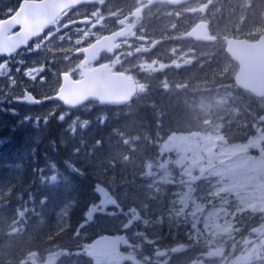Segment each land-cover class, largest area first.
<instances>
[{
    "label": "trees",
    "instance_id": "1",
    "mask_svg": "<svg viewBox=\"0 0 264 264\" xmlns=\"http://www.w3.org/2000/svg\"><path fill=\"white\" fill-rule=\"evenodd\" d=\"M223 6L245 21L260 23L258 32L242 35L256 39L264 32V21L257 18L262 16L264 0H223ZM225 56L237 65L227 52ZM234 71L229 67L219 83H205L202 88L197 83L175 87L180 79L171 76L172 85L163 87L147 74L146 88L124 106L77 108L89 123L75 131L68 127L67 119L50 115L35 123L4 110L9 105L0 102V264H27L29 257L62 247L68 253L55 264H96L91 254L78 249L104 232H125L128 245L122 246V251L135 254L146 264H222L216 257L200 260L206 246L213 243L196 226L188 222L175 228L162 219L175 203L174 195L183 192L186 185L176 176L179 166L173 160L174 152L169 151L171 156L166 158L168 152H162V145L172 133L206 132L213 124H220L228 143L247 141L256 133L264 124L257 119L264 113V98L237 87ZM34 108L21 110L28 114ZM161 159L167 160L171 179L168 171L160 170L161 177L147 175L148 165ZM52 174L57 178L51 180ZM128 179L129 184H124ZM190 184L194 199L212 202L208 198L219 200L224 195L215 192L220 187L216 176L199 177ZM104 188L114 192L123 209L134 206L139 216L132 218L114 209L111 214H102L108 218L105 224L82 225L91 205L101 201ZM135 195L139 200L133 202ZM233 220L242 238L254 234L252 229L263 223L264 214L240 208ZM179 241L184 246L172 251ZM241 249L245 247L237 242L230 255ZM160 250L165 253L156 254ZM149 258L159 261L153 263ZM247 264H264V247Z\"/></svg>",
    "mask_w": 264,
    "mask_h": 264
},
{
    "label": "rangeland",
    "instance_id": "2",
    "mask_svg": "<svg viewBox=\"0 0 264 264\" xmlns=\"http://www.w3.org/2000/svg\"><path fill=\"white\" fill-rule=\"evenodd\" d=\"M10 2L11 0H0V10L8 12L7 8ZM212 2L213 5L204 15L208 21L211 20L213 29L220 37L218 43L209 45L210 43L205 44L192 39H182L185 40L183 42H180L182 40L167 41L160 46L155 65L151 64L150 59L145 60L142 56H133L126 58L122 67L132 68L144 79H147V74H149L156 81H161L163 87L172 85L169 76L179 77L180 81H176L175 85L173 84L179 88L194 86L195 83L202 88V85L212 81L217 84L220 82L219 79H223L224 72L229 67L237 71L238 65L231 64V59L225 56L226 51L223 50H225L226 43L221 40V37L231 35L246 37L241 33L245 31L250 34L258 32L260 23L258 25L253 24L251 21L239 18L235 13H228L232 9L229 6H223V0H212ZM92 9L95 14H101L104 4L100 3ZM188 10V8L185 9V17L177 23L174 21L173 26L179 27V25L185 24V20L195 19V16ZM262 10V16L258 15L257 17L259 21H264V9ZM204 15L199 14L198 16L203 17ZM173 16L177 20V12H174ZM70 18L69 15L66 19ZM79 31V28H70L67 33L57 32L46 35L42 38V50H27L17 54L14 58L0 59V102H7L9 105V108H4V110L19 115L24 120L34 119L33 122L35 123H39L36 121L42 120V118L46 120L47 116L55 115L51 117L67 119L68 127L72 131L86 127L89 121L83 118L77 108L90 110L98 105V102L90 101L80 107L68 108L59 101H47L42 106L32 109L28 114H24L21 110L22 107L27 106L17 102V99L23 96L26 90L33 93L37 91L42 96L56 93L61 84V73L69 70L74 71L75 64L77 67L80 66L77 61L74 64L73 51L86 40L92 42L93 36L96 35L97 37L98 35L97 30L90 27L83 30L82 34ZM156 67L157 75H152ZM129 72L135 74L132 71ZM192 75L196 77L195 80L191 79ZM226 79L230 81L229 78ZM142 86L144 90L146 88L144 83ZM3 107L1 106V109ZM257 119L263 122L264 113L262 116L258 115ZM211 126V129L206 132L172 133L163 143L162 152H168L166 158L171 156L169 151L174 152L173 160L179 166L176 176L183 180L186 185H184L183 192L178 193L176 197L174 195L175 203L171 205L167 214L164 213L162 219H168V225L171 226L172 224L175 228L178 224L182 226L190 222L198 228L197 231H200L204 238L213 243L211 246H206L207 251L203 253L201 261L204 260V257H216L222 264H247L251 257L264 247V221L252 229L253 235L247 234L240 238L236 232L240 228L233 220V216L234 212L240 208H249L254 213L260 210L264 214V124L259 126L256 133L247 141L238 143L226 141L222 135L220 124ZM130 154H127V157H130ZM157 167L158 169H156ZM160 170L162 172L168 171L167 160L161 159L160 163L149 164L146 173L147 175H160ZM204 176H216L220 187L216 186L215 192L217 195L224 193L221 199L208 198L209 201H212L208 202L201 198H193V187L190 183ZM56 178V174L51 175V180ZM167 178L171 179L169 171ZM123 182L129 184V179ZM100 194L101 201L91 205V211L88 212L87 218L82 223L87 228L97 221L105 224L108 218L103 217L102 214H111L114 209L117 212L125 211V214H130L132 218L139 216V212L134 206L130 205L123 209L114 192L104 188ZM138 198L135 195L132 201H138ZM114 235L118 240L115 250L90 256L93 263L146 264L145 261L138 260L135 254L122 251L121 247L128 245L125 232ZM234 235L236 237L231 239ZM242 239L243 241H241ZM227 241L230 242L225 245ZM237 242L241 248L245 247V249H241L236 255H230L233 254ZM83 244L84 247L78 251L84 250L86 254L90 255V242ZM65 253H68L66 248H58L44 256L29 257L26 263L55 264L56 260ZM158 253H165V250L157 251L156 254ZM149 260H152L153 263L159 261L157 258H149Z\"/></svg>",
    "mask_w": 264,
    "mask_h": 264
},
{
    "label": "water",
    "instance_id": "3",
    "mask_svg": "<svg viewBox=\"0 0 264 264\" xmlns=\"http://www.w3.org/2000/svg\"><path fill=\"white\" fill-rule=\"evenodd\" d=\"M99 0H23L19 9L13 15L0 20V56H10L17 49L26 45L33 37L44 32L46 27L63 11L71 6L95 3ZM161 0H149L150 3ZM173 4L187 0H166ZM19 29L9 34L15 28ZM119 34H106L95 40L80 52L85 53L83 64H88L99 58L104 49L112 52L115 47L114 40ZM179 38H193L198 41H213L214 36L209 35L208 22L198 21L190 30ZM226 51L237 61L238 70L234 75L236 85L253 93L257 97H264V32L257 39L246 37H224ZM136 94V82L124 72L113 71L108 63L83 69L81 77L75 79L69 72L61 73V84L57 92L48 100H58L66 107H76L89 100L111 105L129 103ZM28 104H37L40 98L32 92L25 91L19 98ZM115 236L111 233H102L90 242L92 254L108 253L115 249ZM184 243L176 244L172 251L181 249Z\"/></svg>",
    "mask_w": 264,
    "mask_h": 264
},
{
    "label": "flooded vegetation",
    "instance_id": "4",
    "mask_svg": "<svg viewBox=\"0 0 264 264\" xmlns=\"http://www.w3.org/2000/svg\"><path fill=\"white\" fill-rule=\"evenodd\" d=\"M22 1L23 0H11L9 7L7 8L8 12L0 10V20L6 19L16 13ZM100 3L104 4V9L101 14H95L92 7L100 5ZM212 5V0H187L178 4H173L166 0L153 3H150L149 0H99L91 4L71 6L58 15L46 27L42 34L30 39L26 45L17 49V51L10 57H0V59L14 58L17 54L19 55L27 50H42V38L46 35L56 34L57 32L67 33L70 28H79V32L82 34L83 30L89 29L90 27L97 30L98 36H93L94 40L92 42L86 40L73 51L74 64L77 61L80 65L77 67L75 64L74 71H67L73 78L79 79L82 70L86 69L88 66H98L105 63L113 66L115 70H129L136 75H139L132 68L125 66L122 67L126 62V58L142 56L145 60L150 59L151 64L155 65V59L157 58L156 56L158 50H160V46L167 41L173 42L176 40H182L179 36L190 30L196 22L199 20H207L204 14L208 13ZM186 8L189 9V13L195 16V21L191 18V21L185 20V24H181L179 27L173 26L174 21L177 23V21H180L185 17L184 13ZM174 12H177V20L174 19ZM199 14L204 16H198ZM69 15L71 18L66 19ZM63 19L66 20L64 21ZM193 22L195 23L191 25ZM209 27L210 33L214 35L216 39L214 41L205 42V44L210 43L209 45H212L218 43L220 37H218L216 31L213 29L211 20L209 21ZM18 29L19 27L11 30L9 34L16 32ZM112 33H118L120 35L115 37L114 45L116 47H112V50L114 51L109 52L107 49H104L97 60L84 65L83 60L86 59V55L85 53L80 52V50H83L103 35ZM221 40H223V36L221 37ZM183 41L185 40L180 42ZM144 67L146 66L144 65ZM152 75H157V67L156 70L152 72ZM139 81L141 84L142 81L144 84H147L146 79L141 78V76ZM33 94L40 98L39 103L28 104L27 102L20 101V97L17 99V102L27 107L38 108L45 102L49 101L46 99L47 96H42L41 93L37 91Z\"/></svg>",
    "mask_w": 264,
    "mask_h": 264
},
{
    "label": "clouds",
    "instance_id": "5",
    "mask_svg": "<svg viewBox=\"0 0 264 264\" xmlns=\"http://www.w3.org/2000/svg\"><path fill=\"white\" fill-rule=\"evenodd\" d=\"M109 51H111V49L109 48Z\"/></svg>",
    "mask_w": 264,
    "mask_h": 264
}]
</instances>
